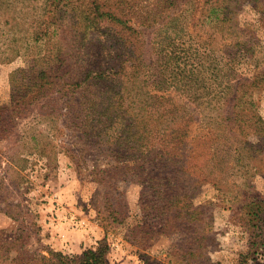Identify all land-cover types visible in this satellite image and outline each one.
<instances>
[{
	"label": "trees",
	"instance_id": "16d2710c",
	"mask_svg": "<svg viewBox=\"0 0 264 264\" xmlns=\"http://www.w3.org/2000/svg\"><path fill=\"white\" fill-rule=\"evenodd\" d=\"M209 1L140 0V29H133L126 17L129 0L122 1L121 12L95 0H0V62L34 49L28 66L10 75L12 100L0 106V130H6L11 113L44 100L38 110L43 118L57 112L82 145L111 154L114 166L97 171L117 170L123 179L143 185L148 195L142 208L159 220L146 224L144 233L187 224L192 234L185 240L194 248L201 247L193 236L199 207L192 203L194 191L214 169L225 173L237 167L244 173L248 161L264 154V118L254 114L251 99L253 88L264 86V68L236 81L226 73L219 78L216 43L233 53L243 42L232 28L235 0H213L208 6ZM180 16L191 27L205 21L218 27L206 48L214 61L200 64L201 69L193 51L177 46L184 29H175ZM155 26L147 41L144 33ZM203 69L210 70L208 78ZM205 80L215 81L218 91L208 89L212 84ZM178 91L185 100L175 97ZM213 98L216 116L207 117V126L187 102L199 105ZM259 209L252 214L261 218ZM259 228L264 236V227ZM107 249L100 242L75 258L61 256L58 264H107ZM25 258L14 264H30Z\"/></svg>",
	"mask_w": 264,
	"mask_h": 264
},
{
	"label": "rangeland",
	"instance_id": "374dc122",
	"mask_svg": "<svg viewBox=\"0 0 264 264\" xmlns=\"http://www.w3.org/2000/svg\"><path fill=\"white\" fill-rule=\"evenodd\" d=\"M95 1L119 11L124 7L123 0ZM129 4L128 23L140 29V0ZM234 7L232 28L238 29L237 38L245 48L232 53L231 47L216 43L213 55L218 62L206 49L212 29H218L212 22L191 27L180 16L175 29L184 28L176 38L177 46L193 51L199 69L214 61L220 79L226 73V79L237 77L236 81L264 68V0H235ZM154 29L144 33L147 41ZM33 54L34 49L23 51L0 62V106L12 100L11 73L27 67ZM209 71L204 70L206 78ZM205 81L212 84L208 89L218 91L215 81ZM174 94L185 100L182 92ZM251 99L254 114L264 118V86L253 88ZM42 102L21 114L11 113L6 130H0V264H14L21 258L25 262V257L30 264H58L61 256L75 258L100 242L108 248L107 264H264V236L259 228L264 224L258 225L264 219V154L258 161H248L244 173L237 167L225 173L214 169L213 176L194 191L192 203L199 207L193 236L200 238L201 245L194 248L185 240L192 234L187 224L176 229L158 226L144 233L146 224L151 227L159 220L150 215L151 209L142 208L148 195L143 185L123 179L117 170L97 171L110 166L111 154L82 145L71 129L63 127L57 112L43 118L38 113ZM214 102L215 98L203 99L199 105L187 102V107L198 120L205 117L208 126L207 117L216 116ZM256 206L261 218L252 214Z\"/></svg>",
	"mask_w": 264,
	"mask_h": 264
}]
</instances>
